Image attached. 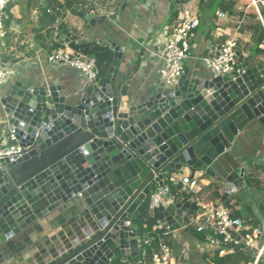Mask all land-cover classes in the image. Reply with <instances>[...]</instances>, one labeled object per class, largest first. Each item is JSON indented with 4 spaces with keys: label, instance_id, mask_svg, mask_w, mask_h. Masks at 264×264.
<instances>
[{
    "label": "water",
    "instance_id": "water-1",
    "mask_svg": "<svg viewBox=\"0 0 264 264\" xmlns=\"http://www.w3.org/2000/svg\"><path fill=\"white\" fill-rule=\"evenodd\" d=\"M42 15L41 30L62 14ZM84 17L91 25L105 19ZM58 29L73 39L66 23ZM102 44L112 48L107 71L80 96L53 79L15 80L0 91V124L33 145L0 158V264L16 258L30 231L57 228L61 242L41 264L134 258L142 218L173 231L184 227L186 210L202 212L188 193L173 203L155 193L183 167L221 187L220 201L245 186L236 155L241 138L264 132L263 59H245L234 79L184 66L172 85L141 88L135 67L120 70L122 47Z\"/></svg>",
    "mask_w": 264,
    "mask_h": 264
},
{
    "label": "crops",
    "instance_id": "crops-1",
    "mask_svg": "<svg viewBox=\"0 0 264 264\" xmlns=\"http://www.w3.org/2000/svg\"><path fill=\"white\" fill-rule=\"evenodd\" d=\"M174 1L10 0L6 6L8 17L4 22L6 35L0 39V56L1 59H5L3 63L11 69V74L7 82L0 86V91L15 80L26 79L36 84L41 80L53 79L55 82L63 84L68 92H74L80 96L88 90L87 83L80 72L64 64H49L44 57V53L50 52L56 47L65 46L72 53L78 52L96 58L94 54L87 52L94 48L95 51L91 50V52H97L98 55H101L102 64L103 61L106 62L108 60L106 54H110V61L112 59V48L102 44L108 40L123 49L120 70L127 71L135 67V71L131 76L133 84L141 88L153 87L160 83L158 68L162 61L164 35L176 23V21L173 23L168 22L173 13V8H176L178 12L188 9L192 14H197L199 18L198 26L190 34V55L184 64L192 72L199 70L200 72L212 73L205 58L213 54V48L227 37L225 33L236 37V51L240 63L244 62L248 57L252 61H255V59L264 60V35L253 11L247 12L239 29L235 30L238 15L242 13L244 6H242L243 1L217 0L218 3L211 9L213 2L211 0L208 8L204 7L206 11H202L201 8V5H204L206 0H178V4L175 7ZM77 3L81 6L80 8L73 7ZM223 6L229 7L231 12L223 9ZM59 7L62 14L60 20L56 24H51L45 28L50 33V41H55L57 46L48 48L47 43H43L39 39L40 31L45 30L40 29L42 12L47 10L49 13H53ZM217 8L225 11L227 16L225 18L217 17L214 14ZM90 13L98 18L101 15H105V19L100 22L96 21L91 25L89 20L84 17ZM80 14L84 16H80ZM60 23H66L67 31L70 32L73 39L65 42L59 37L61 31L58 29V25ZM37 48H42V51L38 53L39 59L35 57ZM85 48L87 51H82ZM109 60L107 66L110 63ZM96 65L100 70V65L98 63ZM0 125V143H3V140H6L4 131L6 134L8 128L6 125ZM239 145L240 148L236 156L246 167L245 175L247 173L255 175L256 172H261V163L257 162V160H264V156H262L264 154V132L246 134L240 139ZM248 163H250V166H248ZM263 171L261 172L262 174H264ZM183 175H188L191 178L200 176L199 172H193L183 167L179 171L172 172L170 177H176V181L179 184L178 180ZM197 183V187L190 194L194 201L199 204H222L220 201V196L223 193L221 187L214 189L210 186V178H206L203 175L199 177ZM184 195V192L177 191L174 201H178ZM230 203L232 205L227 208L231 212L237 210L241 215V208L237 206V200L230 198ZM247 213H251L250 207ZM192 214L193 211L186 210L183 214L184 227L173 231L168 230V233L162 236V239L171 247V264H200L201 260L207 255L216 256L215 264H224L221 258L226 254L219 256L216 253L209 252L203 242V237L201 238L202 234L195 232L194 228L186 230V225ZM262 214H264V210ZM249 216L253 219L252 221L255 220L252 217V213ZM241 218L244 219L243 217ZM155 226L165 227V224L157 221ZM59 229L57 228L45 235V231H30L25 235L26 240L23 241L25 248L17 254L16 258L11 259L8 264H41V261L49 256V252L56 249L61 242L58 235ZM171 234L175 239L184 243L181 255L174 254L171 242L167 239L165 240ZM153 236L154 241L157 243L158 236L156 233ZM116 257L120 260V264H124L125 256L117 255L113 258ZM112 259L108 260L106 264H110Z\"/></svg>",
    "mask_w": 264,
    "mask_h": 264
},
{
    "label": "built area",
    "instance_id": "built-area-1",
    "mask_svg": "<svg viewBox=\"0 0 264 264\" xmlns=\"http://www.w3.org/2000/svg\"><path fill=\"white\" fill-rule=\"evenodd\" d=\"M10 0H0V39L5 37L6 30L4 19L7 17L6 6ZM247 3L238 15L235 30L239 29L240 24L245 19L249 8L252 9L255 17L262 29L264 35V0H246ZM219 18H225L227 13L220 8L214 11ZM198 15L192 14L188 9L178 12L176 23L164 35V43L161 54V65L158 68V74L161 85L167 87L172 85L183 73L185 60L190 55V34L198 26ZM226 38L219 42L213 48V54L205 58L211 71L215 75H228L235 78L242 72V63L237 57V39L235 36L225 33ZM42 48H37L35 57L39 59L38 53ZM44 57L49 64H64L72 69L77 70L86 81V86L95 83L99 79V69L94 56L72 53L67 47H56L50 52H45ZM11 74V69L1 61L0 56V86L7 82ZM6 140L0 143V158L9 157L15 159L22 156L33 145H21L16 138L14 129H8ZM176 177H169L172 184H178ZM180 188L178 191L191 194L197 187V179L188 175H183L178 180ZM162 197L173 203L175 194L165 183L160 185L156 192ZM199 204V203H197ZM202 212L189 219L193 223L195 232L202 234L203 242L206 244L208 251L224 256L228 251L239 250L248 252L251 261L245 264H264V237L260 242L262 229L259 226L248 224L240 216H234L231 211L222 204L205 203L199 204ZM144 231L139 233L137 239L138 260H123L124 264H171L172 251L169 244L162 239V236L168 233V226L165 225L162 232H158L162 226H153L147 229L143 224ZM156 233L158 240L155 246H152ZM147 249L151 250L149 262H147ZM136 257V256H135ZM145 262V263H144Z\"/></svg>",
    "mask_w": 264,
    "mask_h": 264
},
{
    "label": "rangeland",
    "instance_id": "rangeland-1",
    "mask_svg": "<svg viewBox=\"0 0 264 264\" xmlns=\"http://www.w3.org/2000/svg\"><path fill=\"white\" fill-rule=\"evenodd\" d=\"M240 1H243V3L241 2L242 6L243 5L245 6L247 3L246 0H239V2ZM217 3H218L217 0H213L211 9H213ZM73 7L74 8H80L81 6H79V3H77ZM201 8H202V11H206L203 4L201 5ZM248 11H252V9L249 8ZM4 22H5V19H4ZM241 63L243 64V62H241ZM0 133H1V125H0ZM4 135H6L5 131H4ZM262 156H264V154ZM257 162L261 163V166L264 167V160L258 159ZM242 164L244 165V163H242ZM248 166H250V163H248ZM263 170H261V172ZM259 172L260 171L256 172L255 179L253 182L248 183L247 185H245L240 190H238L234 193H231V195H230L231 197L230 196L229 197L237 200V206L241 208V216L243 218H245V216L247 214L245 207L246 206L250 207L252 217L256 220L255 221L256 224H254V223L253 224L248 223V224H250L252 226H259L262 229V235L260 237V242H261L263 237H264V214H262V211H260L259 205L261 203V200H264V174H262L261 172H260L261 173L260 174ZM199 177H202V175L197 176L196 179L199 180ZM204 177H206V176H204ZM197 214H198L197 211H193L191 218H193ZM251 220H253V219H251ZM192 228H193L192 222H190L186 225V230H190ZM172 236L173 235L171 234L170 237L165 238V240L167 239L171 242L174 254L181 255L183 252L184 243L181 240L178 241L177 239L174 238V236L173 237ZM216 259H217L216 256H211V255L208 256L207 255L203 260H201L200 264H211V261H213L212 264H215L214 260H216ZM218 259H220V258H218ZM221 259L224 262V264H245V263L251 261V258L249 256L248 252H242L239 250L228 251L226 253V255L224 257H222Z\"/></svg>",
    "mask_w": 264,
    "mask_h": 264
},
{
    "label": "trees",
    "instance_id": "trees-1",
    "mask_svg": "<svg viewBox=\"0 0 264 264\" xmlns=\"http://www.w3.org/2000/svg\"><path fill=\"white\" fill-rule=\"evenodd\" d=\"M174 4L175 5H177L178 4V0H175L174 1ZM223 9H225V10H228V12H231V9L229 8V7H227V6H223L222 7ZM177 14H178V11H177V9H175L174 10V12L171 14V17L169 18V23H173L174 21H176V18H177ZM8 17V16H7ZM7 17L5 18V21H6V19H7ZM40 40L43 42V43H47L46 45L48 46V48H51V47H56L57 46V44H56V42L55 41H50V33H49V31L47 30V29H45V30H43V31H40ZM88 49H90V48H88ZM92 51H95V49L93 48V49H91ZM91 50H90V52L89 51H87L86 50V48L85 49H82V51H87L89 54H94L95 56H96V61H97V63L100 65V70H99V77H101L103 74H104V72H105V70H106V68L108 67L107 66V62H108V60H109V58H110V54L108 53V54H106L107 55V57H108V60L106 61V62H104L103 61V63L101 64V62H102V58H101V55H98V53L96 52V53H93V52H91ZM105 54V53H104ZM109 62H110V60H109ZM261 167V169L260 170H263L264 169V167L263 166H260ZM259 167V168H260ZM254 179H255V175L254 174H252V173H247L245 176H244V180H245V185H247L248 183H251V182H253L254 181ZM165 184H167L168 186H169V189H170V191L173 193V194H177V191H178V188H180V183L179 184H176V185H173L169 180H165V182H164ZM191 197V196H190ZM221 197V196H220ZM221 203L225 206V207H229V206H231L232 204L230 203V198H226L225 200H223V201H221ZM246 208V212H248L249 211V207L248 206H246L245 207ZM259 209H260V211H263L264 210V200H261V203H260V205H259ZM190 211H192V210H190ZM232 213V215H234V216H236V215H238V216H240V217H242L241 215H240V212L239 211H235V212H231ZM249 215H251V213L249 214V213H247L246 214V216H245V218H244V220L247 222V223H254V224H256L255 223V221L256 220H254V221H252L251 220V218H250V216ZM146 224L147 225V229H150L151 227H153L156 223H157V221L154 219V218H150V217H146V218H142L141 220H140V222H139V231H140V233H142L145 229H144V227H143V224ZM164 230V227H161L160 229H159V231H163ZM201 238H202V235H201ZM156 245V241H154L153 243H152V246H155ZM147 253H148V257H147V262H149V255H150V253H151V250L150 249H147ZM138 259H140V257H138V256H136V257H134V258H131V260H138ZM110 264H120V260L116 257V258H113L112 259V261L110 262Z\"/></svg>",
    "mask_w": 264,
    "mask_h": 264
}]
</instances>
